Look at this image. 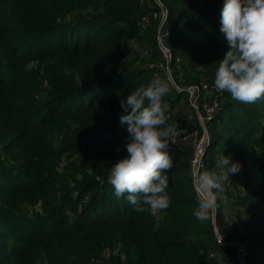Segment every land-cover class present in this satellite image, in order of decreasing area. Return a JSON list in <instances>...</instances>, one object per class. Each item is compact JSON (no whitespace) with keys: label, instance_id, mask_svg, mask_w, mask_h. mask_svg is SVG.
Wrapping results in <instances>:
<instances>
[{"label":"trees","instance_id":"1","mask_svg":"<svg viewBox=\"0 0 264 264\" xmlns=\"http://www.w3.org/2000/svg\"><path fill=\"white\" fill-rule=\"evenodd\" d=\"M161 1L176 82L213 83L229 50L224 0ZM161 11L156 0H0V264H98L118 244L126 261L112 264H241L234 246L217 243L213 216L201 223L193 215L191 146L170 145L171 205L156 216L118 199L107 179L127 155L121 99L168 77ZM135 44L153 66L130 60ZM171 85L164 100L175 107L187 94ZM225 96L207 166L218 171L224 154L242 167L224 185L215 222L226 240L247 246L246 264H264V98ZM223 194L236 199L231 217ZM239 211L250 212L244 232Z\"/></svg>","mask_w":264,"mask_h":264},{"label":"clouds","instance_id":"2","mask_svg":"<svg viewBox=\"0 0 264 264\" xmlns=\"http://www.w3.org/2000/svg\"><path fill=\"white\" fill-rule=\"evenodd\" d=\"M220 32L229 50L215 72V90L230 93L240 103L260 101L264 98V0H224ZM171 90V77L156 75L121 99L119 120L127 125V155L112 164L107 177L118 199L124 196L137 212L153 216L171 205L165 173L173 167L170 145L182 135L177 126L167 123L170 106L164 97ZM241 167L231 155L223 154L218 171H198L194 178L198 204L193 212L198 221L203 223L215 214L225 183Z\"/></svg>","mask_w":264,"mask_h":264},{"label":"built area","instance_id":"3","mask_svg":"<svg viewBox=\"0 0 264 264\" xmlns=\"http://www.w3.org/2000/svg\"><path fill=\"white\" fill-rule=\"evenodd\" d=\"M156 1L162 8L161 26L157 35L162 65L166 67L167 74L171 77V82L174 87L179 92H186L188 105L195 120L192 127L186 126L178 129L182 135L178 139L177 143L172 144L171 146L184 145L192 147V156L190 159V176L194 186V178L196 177L198 171L202 169L210 170L207 166V154L212 143L211 127L214 122H219L217 115L220 113L219 111L222 109L223 104L225 103L226 96L225 92L220 93L215 90L214 82L210 83L205 79L189 86H182L176 82L170 67L173 61V52L166 40L169 32L167 29H164V25L168 16V10L161 0ZM209 141H211V143H209ZM226 184L230 185V181H228ZM216 212L212 216L214 218V232L217 243L223 248L227 246H234L237 249L240 263L243 264V260L246 258L248 252L247 246L242 242L226 240V238L217 228L215 222ZM215 255H218L217 251L211 253V256ZM227 264L235 263L232 261H227Z\"/></svg>","mask_w":264,"mask_h":264},{"label":"rangeland","instance_id":"4","mask_svg":"<svg viewBox=\"0 0 264 264\" xmlns=\"http://www.w3.org/2000/svg\"><path fill=\"white\" fill-rule=\"evenodd\" d=\"M135 48H136V50L138 51H136V52H134V53H132L131 55H130V60L132 59V60H137L138 61V64H140V65H142L143 63H145V64H147V65H150V66H153V64L152 63H150V60H149V53L146 51V50H143V48L142 47H140V45L139 44H135ZM143 50V51H142ZM143 62V63H142ZM174 74V73H173ZM179 77L180 76H182V73L181 72H179V75H178ZM173 77H174V75H173ZM175 78V77H174ZM176 80V79H175ZM201 81V80H200ZM198 83V82H197ZM193 84H196V83H193ZM189 85H192V84H188V86ZM185 97H187V96H185ZM187 100V99H186ZM169 111L166 113L167 115H168V113L170 112V108H173V107H171V105L169 104ZM179 108V107H178ZM178 108H176V109H173L174 110V113L175 112H177L178 111ZM169 116V115H168ZM179 120L180 121H183L182 119H179V115H178V113H175V114H173L172 115V117H170L169 116V119H168V123L169 124H171V125H173V123H171V122H175V123H178L179 122ZM169 121H171V122H169ZM187 149H189V148H187ZM217 164H218V160H217ZM237 181V180H236ZM225 201L226 200H224V202H223V207H222V209H224L225 211L224 212H226V214H228L229 213V211H232L233 212V214H236L237 213V209H235V203H236V201H234L233 203H228V204H225ZM234 204V205H233ZM245 210V209H244ZM248 211H250L251 212V209L250 208H248L247 209ZM231 212V213H232ZM250 212H248V213H250ZM247 212H242V211H239L238 212V219H239V225H237V228L241 231V232H244V231H246L245 229H246V227H248L247 226V214H248ZM224 216V215H223ZM217 228H218V230L221 232V234L225 237V238H227L228 239V236L224 233V232H222V230H221V227H220V225H218L217 226ZM234 233H236V232H234ZM231 240H236L237 242H242L241 241V239H240V237H239V239H234V238H232ZM121 245L120 244H118L117 246H116V248H114V249H111V250H114L113 252H112V254H111V251H110V253H109V250H108V253H106L105 254V257L104 258H102V259H100V260H98V261H96V263H98V264H112V263H114L115 261L112 259V257H115L116 259H118V260H120L121 262H123V261H126V258H125V256H124V254H123V252H121ZM258 253H260V256H261V260L264 262V248L263 249H259L258 250ZM247 263V260H246V258L243 260V264H246Z\"/></svg>","mask_w":264,"mask_h":264},{"label":"crops","instance_id":"5","mask_svg":"<svg viewBox=\"0 0 264 264\" xmlns=\"http://www.w3.org/2000/svg\"><path fill=\"white\" fill-rule=\"evenodd\" d=\"M181 73H182V71H181ZM182 76H183V75H182ZM182 76H180V80H183V77H182ZM168 104H169V103H168ZM178 107H179V108H178ZM176 108H178V111L175 112V113H178V114H179V119H182V120H183V121H180V120H179L178 125H179V126H182V124L184 123V124H186L185 126L192 127L193 124H194V122H195V120H194V117H193V115H192L191 109L189 108V105H188V103H187L186 98L181 99V100L176 104L175 107L170 108V112L168 113V115H169L170 117H172V115L175 114L173 109H176ZM185 126H183V127H185ZM183 127H180V128H178V129H181V128H183ZM224 192H225V189H224ZM223 198H224V200L229 201V202H231V203H233V202L236 200L234 197H229V196L226 195V194H223ZM231 212H232V211H229V213H228V217H231V216L229 215Z\"/></svg>","mask_w":264,"mask_h":264}]
</instances>
